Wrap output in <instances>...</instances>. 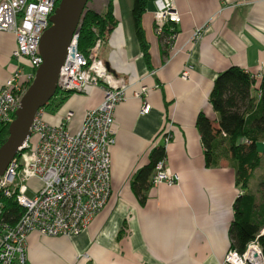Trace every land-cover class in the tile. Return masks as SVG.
I'll return each instance as SVG.
<instances>
[{"label": "crops", "instance_id": "0c3cea01", "mask_svg": "<svg viewBox=\"0 0 264 264\" xmlns=\"http://www.w3.org/2000/svg\"><path fill=\"white\" fill-rule=\"evenodd\" d=\"M133 2L114 0L118 25L99 53L112 73L132 84L128 99L115 109L111 195L77 236L29 233L25 264H223L232 247L233 204L242 194L235 161L226 152L218 165L208 166L196 122L204 112L218 127L209 100L218 73L238 66L263 75L264 0H172L180 14L176 46L182 48L173 58L155 33L156 0H148L142 26L149 63L136 36ZM106 4L92 9L100 12ZM197 28H202L201 35L192 41ZM15 47L14 33L0 31V88L20 64L12 57ZM21 64L29 71L27 61ZM188 64L193 65L191 78L183 80L180 74ZM136 81L149 88L148 114L141 113L143 100L133 96L140 87ZM103 97L99 88L72 94L55 110L44 109L43 118L56 123L72 111L69 128L76 132L85 112L99 106ZM168 125L172 140L166 161L180 174V183L150 182L141 202L133 181L162 143L159 136ZM250 191L256 194L258 189Z\"/></svg>", "mask_w": 264, "mask_h": 264}, {"label": "built area", "instance_id": "2783aa9c", "mask_svg": "<svg viewBox=\"0 0 264 264\" xmlns=\"http://www.w3.org/2000/svg\"><path fill=\"white\" fill-rule=\"evenodd\" d=\"M59 2L0 0V31L14 33L16 47L12 57L20 62L0 88V123L13 120L12 114L43 62L39 53L40 40L51 26L50 17ZM156 8L155 33L173 58L182 51L176 46L180 14L172 0H156ZM81 25L68 47L55 96L84 94L92 88H99L104 94L103 101L85 112L76 132L69 128L74 118L72 111H67L56 123L44 120V109L38 111L31 135L0 178V194L15 196L23 208L22 215L14 224L0 221V264H25L26 239L33 231L47 236L79 235L111 195V149L116 142L115 109L128 99L127 90L132 84L112 73L100 59V49L105 44L101 38L96 40L88 54L80 52ZM201 31L202 28H197L191 40H197ZM22 61H27L29 71L21 64ZM192 70L193 65L188 64L180 77L189 80ZM261 75L253 76L258 78ZM148 93L149 88L141 83L133 92L134 97L143 100L142 114H148L151 109ZM159 138L166 150L172 140L171 125L161 131ZM179 183L180 174L172 170L166 157L160 160L151 184L176 186ZM260 235H264V228L244 252L231 247L223 264H264V252L258 240Z\"/></svg>", "mask_w": 264, "mask_h": 264}, {"label": "trees", "instance_id": "16d2710c", "mask_svg": "<svg viewBox=\"0 0 264 264\" xmlns=\"http://www.w3.org/2000/svg\"><path fill=\"white\" fill-rule=\"evenodd\" d=\"M113 2L108 0L100 12L94 9L87 11L78 40L80 52L88 54L98 38L107 41L118 25ZM147 3L148 0H134L132 18L145 60L149 63V45L142 26ZM70 95L54 96L42 109L55 110ZM209 100L218 115V127H214L213 121L204 112L198 115L196 125L205 146L208 166L218 165L226 152L235 161L236 183L242 194L233 204L234 219L230 236L231 246L244 252L264 228V177L259 182L257 193L250 191V181L263 157L260 143L264 142V73L258 80L238 66L229 67L218 73ZM14 118L15 113L12 114ZM10 123H0V147L9 136ZM165 157L166 150L161 144L157 145L150 154L149 163L137 172L133 188L141 202L146 199L145 190L151 182L156 164ZM22 213L23 208L15 196L0 194V221L14 224ZM258 240L264 252V235H260Z\"/></svg>", "mask_w": 264, "mask_h": 264}, {"label": "water", "instance_id": "95a60500", "mask_svg": "<svg viewBox=\"0 0 264 264\" xmlns=\"http://www.w3.org/2000/svg\"><path fill=\"white\" fill-rule=\"evenodd\" d=\"M93 0H60L50 17L51 26L41 37L39 53L43 59L36 69L34 79L23 94L9 124V136L0 147V178L17 155L27 138L40 109L56 94L60 69L65 62L73 34L89 9ZM108 66V65H107Z\"/></svg>", "mask_w": 264, "mask_h": 264}, {"label": "rangeland", "instance_id": "374dc122", "mask_svg": "<svg viewBox=\"0 0 264 264\" xmlns=\"http://www.w3.org/2000/svg\"><path fill=\"white\" fill-rule=\"evenodd\" d=\"M107 2H108V0H95V3H92L91 7L99 9L102 5L106 4ZM260 150L263 153L262 163H261L260 167L254 173L253 179L250 183V189L251 190L258 189L259 182L264 177V147L260 146ZM30 192L33 193L32 190H30Z\"/></svg>", "mask_w": 264, "mask_h": 264}]
</instances>
